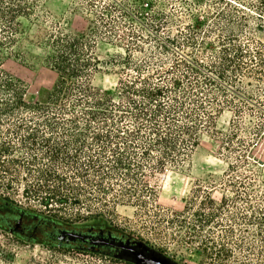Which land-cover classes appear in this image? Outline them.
I'll return each mask as SVG.
<instances>
[{"label": "trees", "instance_id": "16d2710c", "mask_svg": "<svg viewBox=\"0 0 264 264\" xmlns=\"http://www.w3.org/2000/svg\"><path fill=\"white\" fill-rule=\"evenodd\" d=\"M36 1L0 0V20L7 24L10 43L15 41L19 18L28 16ZM126 4L120 11L118 4L101 5L95 22L89 21L88 33L58 30L46 36L48 68L56 80L26 107L23 123L14 124L11 132L22 142L28 173L39 161L49 163L37 169L40 179L32 190L35 196L46 197V204L64 201L79 207V197L85 198L89 191L102 200L110 194L113 203L139 205L144 194L154 200L157 176L186 162L199 135L215 132L219 115L236 107L235 97L245 101L256 97L248 87L252 80L257 85L263 81L264 44L252 32L250 44L238 37L251 26L253 32L264 33V0H129ZM110 11H118L115 18ZM251 17L255 21L249 24ZM163 29H170L165 37L159 34ZM96 37L115 41L123 49L111 63L121 71L115 95L90 82L102 64L94 54ZM9 82L17 105L20 88L12 78ZM3 111L0 106V115ZM6 144V151L14 149ZM11 162L0 159V168L8 170ZM196 187L194 199L201 192ZM202 193V213L197 214L201 227L213 223L220 231L217 241L214 232L203 239L202 251L217 264H225L232 256L228 246L236 237V227L253 221L264 226V216L231 212L235 199L223 196L215 202L210 192ZM191 202L192 198L182 212ZM0 222L20 225L14 235L24 241L89 255L112 257L115 250L93 247L89 239L73 235L103 233L129 239L103 226L102 218L71 224L1 197Z\"/></svg>", "mask_w": 264, "mask_h": 264}, {"label": "rangeland", "instance_id": "374dc122", "mask_svg": "<svg viewBox=\"0 0 264 264\" xmlns=\"http://www.w3.org/2000/svg\"><path fill=\"white\" fill-rule=\"evenodd\" d=\"M128 1L37 0L32 12L19 18L14 43H10L7 24L0 20V106L4 108L0 115V159L13 161L8 170L0 168V197L8 198L22 208L57 216L71 224L81 225L102 218L106 228L117 229L129 239L141 241L178 264H217L216 260L209 258H213L212 255L207 257L202 251L203 239L211 232L216 239L220 232L213 223L201 227L203 221L197 214L202 213L200 202L204 200L203 190L210 192L215 202L223 196L235 199L237 202L235 207L230 208L231 212L250 217L264 216V76L258 85L252 80V86L248 87L256 97L247 101L241 96L235 97L236 107L225 109L219 115L215 132L201 133L198 145L186 162L157 176L154 200L144 194L139 205L122 200L113 203L110 194L104 200L96 199L92 191L85 198L79 197L82 201L79 207L64 201L46 204V197H37L32 190L40 179L37 169L41 164L49 163L39 161L28 173L22 142L11 134L14 124L23 123L26 107L34 104L41 91L50 89L56 80V74L48 68L47 34L58 30L70 34L88 33L89 21L93 19L95 22L94 17L101 11V5L118 4L120 11L122 7H127ZM89 3L92 11L88 10ZM118 11L110 13L114 17ZM135 12L131 10V14ZM165 12L173 14L172 9H165ZM253 21L255 17L250 18L249 24ZM252 28L239 35V42L250 44L247 39L252 32L255 39L264 44V33H255ZM167 32L170 29H163L159 34L165 37ZM95 40L94 54L102 64L91 76L90 82L99 90L115 95L121 71L111 63L117 55L123 54V49L115 41L100 37ZM9 78L20 88L17 105L13 104ZM19 132L23 134V130ZM6 143L13 144L14 149L6 151ZM196 186L201 192L194 199ZM191 198L193 202L189 210L182 212ZM247 204L251 207L248 208ZM244 227L247 231L239 232ZM236 228V237L228 246L232 256L225 264H264V226L253 221V224ZM242 237L246 240L242 241ZM0 264L126 263L109 256L27 242L0 228Z\"/></svg>", "mask_w": 264, "mask_h": 264}, {"label": "water", "instance_id": "95a60500", "mask_svg": "<svg viewBox=\"0 0 264 264\" xmlns=\"http://www.w3.org/2000/svg\"><path fill=\"white\" fill-rule=\"evenodd\" d=\"M10 233H13L9 231ZM75 238L89 239L90 244L94 247H103L114 249L115 254L111 256L115 259L129 262L131 264H178L177 262L167 258L160 252L152 249L138 240H117L110 235L99 233L97 235H73ZM110 254V253H108Z\"/></svg>", "mask_w": 264, "mask_h": 264}, {"label": "flooded vegetation", "instance_id": "af4514ba", "mask_svg": "<svg viewBox=\"0 0 264 264\" xmlns=\"http://www.w3.org/2000/svg\"><path fill=\"white\" fill-rule=\"evenodd\" d=\"M0 228H2V229H4V230H7V229H9V228H13L12 230H13V234H16L17 235V233H18V231H20V225H16V226H12V225H8V224H4V223H1L0 222ZM12 232V231H11ZM15 235V236H16Z\"/></svg>", "mask_w": 264, "mask_h": 264}]
</instances>
